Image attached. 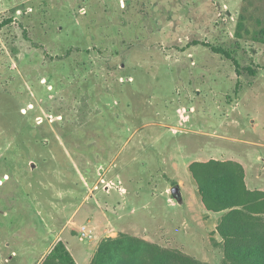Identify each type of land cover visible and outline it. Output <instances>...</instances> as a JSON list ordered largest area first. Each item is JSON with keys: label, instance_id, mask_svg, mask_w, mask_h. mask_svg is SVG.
<instances>
[{"label": "rangeland", "instance_id": "374dc122", "mask_svg": "<svg viewBox=\"0 0 264 264\" xmlns=\"http://www.w3.org/2000/svg\"><path fill=\"white\" fill-rule=\"evenodd\" d=\"M208 159L251 187L264 162V0H0V264L59 241L91 264L121 236L224 264L189 170Z\"/></svg>", "mask_w": 264, "mask_h": 264}, {"label": "trees", "instance_id": "16d2710c", "mask_svg": "<svg viewBox=\"0 0 264 264\" xmlns=\"http://www.w3.org/2000/svg\"><path fill=\"white\" fill-rule=\"evenodd\" d=\"M205 44V43H204ZM205 46H209L205 44ZM231 60L240 76L257 71L242 68L228 51L211 47ZM189 170L209 212L223 213L217 226L222 239L224 264H264V191L250 190L244 167L233 160L194 162ZM178 186V185H176ZM41 264H75L59 241ZM91 264H199L180 252L162 249L145 240L121 236L102 241Z\"/></svg>", "mask_w": 264, "mask_h": 264}, {"label": "crops", "instance_id": "0c3cea01", "mask_svg": "<svg viewBox=\"0 0 264 264\" xmlns=\"http://www.w3.org/2000/svg\"><path fill=\"white\" fill-rule=\"evenodd\" d=\"M210 160L228 161V160H232V159H208V160H204L201 162H208ZM233 161H237L238 163H240L244 167L245 173H246V184L250 190H252V191H254V190L264 191V188L261 186L262 184L260 183V180L262 178L261 175L264 174V168H263L264 162L260 164V163H258V161H256L257 163L252 166L250 177H251V180L253 181L254 185L251 187L248 185V181H247L249 176H248V170L246 168V165L243 162L238 161V160H233ZM198 197L200 198L199 193H198ZM200 202H201V199H200ZM201 210L203 212V216L209 217V219H215L216 220L215 226L217 227L218 222H219L220 218L222 217L223 213L214 214V213L208 212L205 209V207L203 206L202 202H201ZM220 242H222V241H220Z\"/></svg>", "mask_w": 264, "mask_h": 264}, {"label": "built area", "instance_id": "2783aa9c", "mask_svg": "<svg viewBox=\"0 0 264 264\" xmlns=\"http://www.w3.org/2000/svg\"><path fill=\"white\" fill-rule=\"evenodd\" d=\"M79 233H80V236L85 239L91 238L93 236V231L87 225H82L79 228Z\"/></svg>", "mask_w": 264, "mask_h": 264}, {"label": "water", "instance_id": "95a60500", "mask_svg": "<svg viewBox=\"0 0 264 264\" xmlns=\"http://www.w3.org/2000/svg\"><path fill=\"white\" fill-rule=\"evenodd\" d=\"M172 195L174 196V198L176 200H181V193H180V188L179 186H175L173 189H172Z\"/></svg>", "mask_w": 264, "mask_h": 264}]
</instances>
